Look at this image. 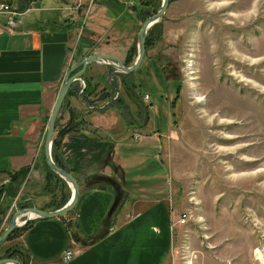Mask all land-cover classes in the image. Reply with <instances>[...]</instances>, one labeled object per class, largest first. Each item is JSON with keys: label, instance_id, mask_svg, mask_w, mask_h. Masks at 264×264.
I'll return each instance as SVG.
<instances>
[{"label": "rangeland", "instance_id": "1", "mask_svg": "<svg viewBox=\"0 0 264 264\" xmlns=\"http://www.w3.org/2000/svg\"><path fill=\"white\" fill-rule=\"evenodd\" d=\"M115 2L124 8L83 9L82 29L94 26L97 37L108 30L113 37L124 34L138 3L140 30L162 0ZM58 3L37 0L32 8L49 13ZM129 52L128 66L136 58L137 39ZM146 55L127 81L111 74L107 83L114 80L117 92L105 101L97 94L94 102L97 107L109 102L107 108L120 98L129 114L123 136L113 144L124 161V187L133 197L166 201L177 217L174 224L186 215L183 225L173 227L164 264H264V0H169ZM148 104L145 122L137 111ZM62 112L66 108L59 116ZM117 115L112 111L102 119L118 123ZM134 132L138 141L130 138ZM42 172L40 182L2 200V209L9 202V215L3 209L0 231L21 207L49 200L52 211L67 203L69 186L48 179L44 165ZM8 245L0 248V257Z\"/></svg>", "mask_w": 264, "mask_h": 264}, {"label": "crops", "instance_id": "2", "mask_svg": "<svg viewBox=\"0 0 264 264\" xmlns=\"http://www.w3.org/2000/svg\"><path fill=\"white\" fill-rule=\"evenodd\" d=\"M2 3L16 8L21 15L14 32L3 27L6 17L0 15V203L15 199L19 187L42 180L47 120L66 72L92 54L107 55L125 65L140 23L137 3L124 34L113 37L108 30L97 37L94 26L79 33L83 9L74 10L73 0H59L58 9L50 8L49 13H44L45 8H32L37 0H0ZM94 4L124 8L114 0H95ZM38 11L42 15L22 21L25 15ZM114 73L94 63L81 78L96 92L107 94V80ZM84 102L79 94L69 97L68 104L81 113L87 124L59 137L57 147L62 164L79 186L76 206L63 219L31 220L8 244L23 247L24 264H164L172 248V224L177 217L166 201L133 197L123 185L124 161L113 144L120 141L117 136H123L129 114H123L121 104L87 111ZM112 111L118 114V123L110 117L102 119ZM61 114L63 125L69 115L67 110ZM153 131L150 136L156 135ZM56 135L57 130L54 138ZM97 175L115 179L123 192L120 207L108 221L105 217L114 189L107 183L94 182L92 178ZM49 202L36 207H51ZM66 250L75 255L64 263Z\"/></svg>", "mask_w": 264, "mask_h": 264}, {"label": "water", "instance_id": "3", "mask_svg": "<svg viewBox=\"0 0 264 264\" xmlns=\"http://www.w3.org/2000/svg\"><path fill=\"white\" fill-rule=\"evenodd\" d=\"M169 0H162L161 6L156 14L144 20L138 35H137V55L134 62L130 66L124 65L120 60L103 55L92 54L82 58L78 63L72 66L65 74L60 87L58 89L53 107L47 120L46 136L44 141V162L47 168L60 179H62L70 188L71 196L67 203L59 209L48 211L40 210L35 206L23 208L15 211L8 224L0 233V247L5 243L8 236L18 228L25 226L28 222L34 219H59L69 214L77 204L80 196V190L76 179L66 170L57 166L52 159L51 150L55 136L56 121L59 117L62 105L68 94L71 85L81 80L86 68L91 64H100L113 69L116 73L130 75L141 65L146 51V37L148 31L155 24L160 22L167 10ZM94 182L107 183L114 189V197L112 204L107 212L105 219L108 221L117 207L123 196L121 186L111 177L105 175H97L92 178ZM1 192V190H0ZM24 219V220H22ZM0 264H20L19 261L12 258L0 259Z\"/></svg>", "mask_w": 264, "mask_h": 264}, {"label": "trees", "instance_id": "4", "mask_svg": "<svg viewBox=\"0 0 264 264\" xmlns=\"http://www.w3.org/2000/svg\"><path fill=\"white\" fill-rule=\"evenodd\" d=\"M156 28H157V24L154 25L153 27H151V29L148 31V34H147V37H146V48L148 46L150 37L153 35V32L156 30ZM132 60H133V57H131V53L129 52L128 57L126 59L125 65L128 66L132 62ZM109 69H110V72H114L113 69H111V68H109ZM114 75L118 76L119 78H125V77H129L130 76V75L120 74V73H116V72L114 73ZM84 82H85V88H84L82 94L80 95V97L85 100L84 103L87 106V109H86L87 111H91V109H88L89 108L88 106H92L93 107V106L96 105L95 102H94V99H92V100L88 99L89 97L94 98V97L97 96V94H100V96H101V97H99L100 100L105 101V100H110V96H112L115 92H117V87L118 86H117V84L115 83L114 80H113V84H111V86H110L111 92H109L107 94H104V95H101V92H96V90L94 88H92V86L89 84V82L87 80H85ZM78 92H79V86H78V83L75 82V83H73L71 85V87H70V89L68 91V94H67V96H66V98L64 100V103L62 105V108H61L62 111H63V109L66 108V110L68 112V115H69V118H68L67 122L63 123V125L60 124L61 115L58 117V119L56 121L57 135H56V137L53 140L51 156H52L53 162L57 166H59L60 168H62L64 170H66V169H65L64 165L62 164L59 156L57 155V147H58V144H59L58 138L61 137L63 134L67 133V132L81 130V129H83L85 124H87L83 120L81 113H79L77 110L71 108L70 105L68 104L69 97L72 96V95L78 94ZM119 104H121V99L117 98V100L115 102H113L112 105H110V106L119 105ZM143 107H144L143 110H141L139 108V111H137V112H138L139 115H141V117H143L145 122H148L149 121V115H148L149 107L148 106H143ZM121 108L125 111V108H123V107H121ZM143 112H145V115L143 114ZM124 114L126 115L127 111H125ZM44 168H45V171H46V177L48 179L49 178H54L55 180L63 183V181L57 175L53 174L47 168V166L45 165V162H44ZM63 184H65V183H63ZM65 200H63L58 205H54L53 206L54 210L59 209L62 206H64V204L66 203ZM8 207H9V202H7V205L5 207H3V209L4 208L8 209ZM24 207H26V206H24ZM47 208L50 209V207H46V208H42V210H45ZM3 209L0 207V215L1 216H3V214H4L3 211L5 209L4 210ZM69 214H67V216ZM63 218L64 217H61L59 219H63ZM27 225H28V223L25 226H23L22 228L15 229L8 236V238L6 239L4 244L9 243L14 238L15 235H17V234L21 233L22 231H24L26 229ZM0 233H1V231H0ZM3 250H4V252H3V254H2V256L0 258H12V259H15V260L19 261L20 264H24L25 263L26 254H25V251H24V249H23V247L21 245H18V244L8 245L7 247L6 246L3 247Z\"/></svg>", "mask_w": 264, "mask_h": 264}, {"label": "built area", "instance_id": "5", "mask_svg": "<svg viewBox=\"0 0 264 264\" xmlns=\"http://www.w3.org/2000/svg\"><path fill=\"white\" fill-rule=\"evenodd\" d=\"M94 1L95 0H87L85 3H83V0H73L74 2V7L73 9L74 10H80V9H86L87 12L89 11L90 7L94 4ZM86 12V13H87ZM0 15H4L6 17V23L3 25V27L10 31V32H14L15 31V28L18 26L19 24V21H18V16H20L21 14H19V12L17 11L16 8H13L11 5L7 4V3H2L0 5ZM82 29V27L80 28V30ZM81 33V32H79ZM78 83V86H79V92L78 94L81 95L84 88H85V82L81 79L79 81H77ZM116 97L118 96L117 94L115 95ZM143 99V102L145 103H148L150 98L148 95H144L142 97ZM109 102H106L103 106L101 107H97L96 105L95 106H88L89 108L88 109H104L106 108V105L108 104ZM96 104V103H95ZM148 107H150V105H146ZM132 139L134 141H138L140 139V135L136 132H134L132 134ZM186 222V215H183L181 216L175 224H179V225H183L184 223ZM174 223L172 224V228L174 227L175 225ZM75 255V252L72 251V250H66L65 253L63 254V257H62V260L64 263H67L69 262Z\"/></svg>", "mask_w": 264, "mask_h": 264}, {"label": "bare ground", "instance_id": "6", "mask_svg": "<svg viewBox=\"0 0 264 264\" xmlns=\"http://www.w3.org/2000/svg\"><path fill=\"white\" fill-rule=\"evenodd\" d=\"M259 254H260V253L258 252V254H257V255H258L259 257H261Z\"/></svg>", "mask_w": 264, "mask_h": 264}, {"label": "flooded vegetation", "instance_id": "7", "mask_svg": "<svg viewBox=\"0 0 264 264\" xmlns=\"http://www.w3.org/2000/svg\"><path fill=\"white\" fill-rule=\"evenodd\" d=\"M2 191L0 192V195H1Z\"/></svg>", "mask_w": 264, "mask_h": 264}]
</instances>
